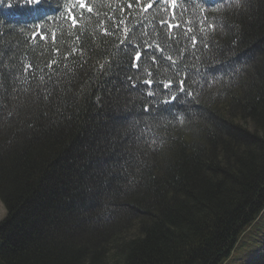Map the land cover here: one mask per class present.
Segmentation results:
<instances>
[{
    "label": "trees",
    "instance_id": "1",
    "mask_svg": "<svg viewBox=\"0 0 264 264\" xmlns=\"http://www.w3.org/2000/svg\"><path fill=\"white\" fill-rule=\"evenodd\" d=\"M88 2L77 29L69 0L0 7L3 83L66 88L58 110L3 101L0 264H224L264 211V0H179L171 34L160 0L146 13L149 0Z\"/></svg>",
    "mask_w": 264,
    "mask_h": 264
},
{
    "label": "snow or ice",
    "instance_id": "2",
    "mask_svg": "<svg viewBox=\"0 0 264 264\" xmlns=\"http://www.w3.org/2000/svg\"><path fill=\"white\" fill-rule=\"evenodd\" d=\"M43 2V0H0V7L5 8V9H13L14 7H18V8H26V9H31V10H35L41 3ZM137 3L140 2V0H136ZM156 2V0H149V2L145 5H143L142 7V11L143 12H148L149 9H151L153 7V4ZM161 3L167 5V7L161 9L162 12L168 13L169 16L171 17V19L165 18V17H161L159 23L161 28H166L167 32L169 34H171V32L175 29V28H179L180 27V23H172L173 20L177 19V9L180 7V2L179 0H160ZM242 3V0H234V7H239L240 4ZM79 7L81 9H86L88 12H93L94 9L91 6V4L88 2V0H69V6L66 7L65 11H66V15H65V19L70 23L71 28L72 29H77L80 27V23H79V18L77 17V15L75 14V8ZM128 8H132L133 5L132 3H129L127 5ZM184 11H186L187 9H183ZM123 23V21H121V24ZM184 23H189L188 21H184ZM205 23H206V18H205ZM206 27L207 28H211V29H215V24H207L206 23ZM42 31V30H41ZM103 34L104 35H108L109 34V30L107 28H102ZM123 33H124V38L121 40V45H123L127 39H128V34H129V30L125 27L123 28ZM191 31H193V29L188 28L186 30V34L190 33ZM144 35H147V33H144ZM52 40L55 41L57 39L56 34L52 33ZM48 39L47 35H39L38 33H33V39ZM77 39H79V37H77ZM191 42L193 44H195L197 42L195 37H191ZM156 48L158 51L163 52L164 49L163 47L157 42L156 43ZM83 49L81 48H74L72 49V52L70 54H75L76 52H82ZM57 52H59V49H57ZM143 53L137 51L135 53V55L132 57L133 60V66L134 67H138L139 66V61L142 58ZM67 58V57H65ZM164 59H167L171 64H175L176 61L173 59V57L171 55H168L166 57H164ZM57 63V61L53 60L51 62V64H55ZM51 64H48L46 66L51 67ZM34 67L32 64H26L23 66L22 71L25 73H29L30 74V70L31 68ZM81 69L83 68V64L80 65ZM110 67V62L106 61L104 64H100L99 65V71L100 72H104L106 71L108 68ZM149 77H151V73H149ZM129 79H131L129 77ZM137 79H140L139 77H137ZM18 80H21L20 77H13V81L11 85H5L3 83L2 78H0V113H3L6 105L4 104V100L6 99V94L7 93H12V95L15 98H19L21 93H24L28 98L33 99L35 101H43L45 104L47 105H51L53 107H55L58 110V107L61 103V94L66 91V88L62 85V82L59 80H55L53 79L52 76H49L47 78V80L45 79V77L40 76L38 78V82L37 84L33 87V86H29V87H25L23 89H20L16 86V83ZM22 82L24 84H28L29 80L28 77L25 76L23 77ZM144 83L151 85L153 83V80L151 78H149L148 80L143 81ZM186 83V81L181 80L178 82L177 84V89L179 91H183L185 92L186 95H191V93L187 92V90L184 88V84ZM133 87H135V84L132 85ZM163 87L165 89L169 90V95H171V89H172V82L169 81L168 83H165L163 85ZM148 95L152 96L155 95L154 92H148ZM177 97L175 96H171V100L169 101H165V103H170L172 100H175ZM145 111H148V109H145ZM14 115L13 112L11 111H7L6 112V117H12ZM181 123H183V121L181 120ZM151 143H155V141L153 140ZM149 147H151V144H149Z\"/></svg>",
    "mask_w": 264,
    "mask_h": 264
},
{
    "label": "rangeland",
    "instance_id": "3",
    "mask_svg": "<svg viewBox=\"0 0 264 264\" xmlns=\"http://www.w3.org/2000/svg\"><path fill=\"white\" fill-rule=\"evenodd\" d=\"M5 216V208L0 201V220ZM264 213L259 220L245 232L234 249L232 256L224 264H247L252 257L262 252L264 246Z\"/></svg>",
    "mask_w": 264,
    "mask_h": 264
}]
</instances>
